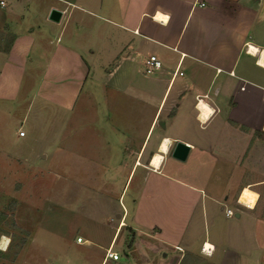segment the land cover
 <instances>
[{"label": "crops", "instance_id": "crops-1", "mask_svg": "<svg viewBox=\"0 0 264 264\" xmlns=\"http://www.w3.org/2000/svg\"><path fill=\"white\" fill-rule=\"evenodd\" d=\"M263 49L264 0H0V127L37 143L0 149L5 168L18 182L23 169L62 168L63 217L87 219L82 242L54 220L18 247L0 232V264H264ZM150 55L162 65L147 72ZM77 115L93 128H72ZM177 141L184 161L171 157ZM110 176L123 182L110 187ZM244 187L257 196L238 200ZM77 193L86 213L65 208Z\"/></svg>", "mask_w": 264, "mask_h": 264}, {"label": "rangeland", "instance_id": "rangeland-1", "mask_svg": "<svg viewBox=\"0 0 264 264\" xmlns=\"http://www.w3.org/2000/svg\"><path fill=\"white\" fill-rule=\"evenodd\" d=\"M97 97L99 98V94H97ZM100 97H101V92H100ZM89 101L90 103L88 102L86 108L90 112V115H93L95 111H97V108L96 105L94 104V101L91 100ZM60 117H62V115H60L57 118ZM60 124L61 121H57L55 124V129L58 128ZM87 124H90L93 128L95 123L93 121L81 122V120L79 122L77 115L72 128L84 129ZM68 126L69 129H71L70 128L71 126L69 124ZM108 126H110L111 129L112 128L114 129V127H116L115 124H112L111 122L108 123ZM15 128L16 125H10V124L3 126L1 125L0 149L11 152L16 150V147H18L20 148V150L23 149V151L25 152L26 151L31 152V150L34 149L33 146L36 147L37 143H34L33 141L29 142L28 138L16 139L14 137ZM3 156L4 155L0 153V232H4L5 234H7L10 238L9 240L11 241V243H13L14 246L18 247L23 245L25 241L35 242L36 238L38 239V237L40 236L45 238L43 235L39 233V228L40 227L45 228L49 226L51 222L54 220L58 222L60 225H64V228L66 230L65 232H67L66 235H68L70 238H75V236L78 235L79 229H81L82 225H85L87 219L84 217V214L82 213L78 214L75 217L73 216V214L69 218L63 217L64 197L62 196V192H63L62 168H60L58 171L55 170L54 174H52L50 171H47L46 169L33 170V171L29 169H23L22 172L25 173V177L19 180L18 182L16 181V177L14 176L13 171L7 170L5 168L7 166L6 164L9 162H7L3 158ZM108 158L110 160L109 162L112 163L111 170L115 172L116 170H114L113 167V165L116 164L115 162L116 155L114 153V150H111V154L108 155ZM72 172H73L72 174L73 178H77V176L79 178L80 176H82L79 174L78 170H73ZM108 181H110L109 182L110 187H112L111 184H115L116 186H119L120 183L123 182V180L121 181L119 177H116V183H115L114 176H110ZM133 183L134 180H132L131 184L128 187L126 186L124 190V194L120 199V203L122 202V200L124 202H127V200L129 199V195L131 194L133 189ZM116 186L113 188L114 190L117 189ZM110 189L112 191V188ZM73 190H75V188ZM120 190L121 188H119L118 191L116 190L117 195L119 194ZM244 190L246 191L247 194L256 195V193L253 190H251L249 187H244L241 190L240 194L238 195V200L240 198L241 193ZM74 197L73 200H70V202H66L67 205H65V208H67V210L71 209L72 211L75 210L85 211L86 213L87 212L86 209L88 206L85 203L86 201L84 200L88 198V196L78 195L77 193ZM65 198H66L65 200H67L68 196L66 195ZM68 203H70V205H68ZM114 204L115 206L119 207L117 201H115ZM101 205L102 202L92 201V203L89 204V209L92 210L89 212L95 215L98 214V211L96 210L101 208L102 207ZM117 213H118L117 217H113L112 219L109 220L110 221L113 220V223H115L119 227L122 225L123 219L120 215V211H118ZM121 213H124V210L122 208H121ZM88 225L89 227L92 226V224L90 223ZM46 237L47 240L48 237L52 238L49 234ZM71 249H73V247L70 248V250ZM25 252L28 254L38 253V251H29V250H25ZM61 252L63 251H56V256H61L62 254ZM39 256L44 257L45 254L39 251Z\"/></svg>", "mask_w": 264, "mask_h": 264}, {"label": "built area", "instance_id": "built-area-1", "mask_svg": "<svg viewBox=\"0 0 264 264\" xmlns=\"http://www.w3.org/2000/svg\"><path fill=\"white\" fill-rule=\"evenodd\" d=\"M161 65H162L161 61L155 55H150L148 57V60H147L146 71L152 72L154 70L159 69ZM179 74H181V72H179ZM18 134L23 135V131H19ZM226 215H232V212L230 211V209L226 210ZM75 241L76 242H82L81 236H76ZM174 248L176 250H181V247H179V246H174ZM212 251H213L212 245L207 244L206 242H203L201 244V246H200V252L201 253H203L205 255H210L212 253ZM104 259L116 260V259H118V253L113 251L111 248H107L105 250V253H104Z\"/></svg>", "mask_w": 264, "mask_h": 264}, {"label": "water", "instance_id": "water-1", "mask_svg": "<svg viewBox=\"0 0 264 264\" xmlns=\"http://www.w3.org/2000/svg\"><path fill=\"white\" fill-rule=\"evenodd\" d=\"M61 17V11L55 8H51L48 13V19L52 22H58ZM189 147L185 143L181 141H177L172 149L171 157L179 160L184 161L187 153H188Z\"/></svg>", "mask_w": 264, "mask_h": 264}, {"label": "bare ground", "instance_id": "bare-ground-1", "mask_svg": "<svg viewBox=\"0 0 264 264\" xmlns=\"http://www.w3.org/2000/svg\"><path fill=\"white\" fill-rule=\"evenodd\" d=\"M164 18L163 16H161L160 14H156V18ZM257 50V49H256ZM251 51V50H250ZM256 53V51H255ZM262 54V58L259 59V62L261 64L264 65V49L263 51L261 52ZM202 106V107H201ZM200 107L203 109V113H206L209 108L206 107L205 105L200 104ZM203 116V114L201 115V117ZM167 143H168V140L167 139H163L162 140V143L160 144L159 148H158V151L153 153L152 156H151V159H149V163L153 166V167H158L160 161H161V153H165L166 152V149H167ZM7 239H5L4 237L1 238L0 240V247H3L4 246V242H6ZM8 242V241H7Z\"/></svg>", "mask_w": 264, "mask_h": 264}]
</instances>
